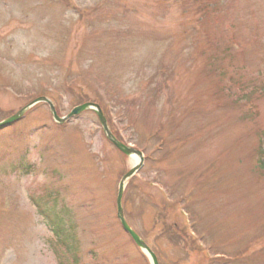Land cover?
I'll list each match as a JSON object with an SVG mask.
<instances>
[{"label": "rangeland", "instance_id": "374dc122", "mask_svg": "<svg viewBox=\"0 0 264 264\" xmlns=\"http://www.w3.org/2000/svg\"><path fill=\"white\" fill-rule=\"evenodd\" d=\"M2 2L0 122L98 104L144 154L122 205L159 264H264V0ZM134 161L93 111L0 130V264H150L117 217Z\"/></svg>", "mask_w": 264, "mask_h": 264}, {"label": "water", "instance_id": "95a60500", "mask_svg": "<svg viewBox=\"0 0 264 264\" xmlns=\"http://www.w3.org/2000/svg\"><path fill=\"white\" fill-rule=\"evenodd\" d=\"M40 102H44L47 103L50 106L52 115L54 120L59 123V124H64L65 122H67L68 120H70L71 118L80 115L81 113L85 112V111H94L97 115L98 118L100 120V123L103 127V130L105 132V135L107 136L108 140L113 143V145H115L124 155H126L127 157H137L139 158V163L133 168L131 169L121 180L120 185H119V192H118V198H117V209H118V218L124 228V230L132 237V239L134 240V242L137 244V246L144 252L146 253L151 261L152 264H159L157 257L155 256V254L151 251V249L145 244V242L129 227V225L127 224L125 218H124V214H123V207H122V198H123V194H124V188H125V183L132 178V176L139 171L142 167H143V163H144V157L143 154L132 148L129 146H126L124 144H122L121 142H119L111 133L108 124H107V120L105 118V116L103 115V112L101 110V108L93 103H87L81 106L76 107L68 116L66 117H59V115L57 114V111L54 107V105L51 103L50 100H48L47 98H40L35 100L34 102H32L31 104H29L27 107H25L24 109H22L19 113H17L16 115H14L12 118H9L7 120H5L4 122L0 123V128L5 127L17 120H19L30 108H32L33 106H35L36 104L40 103Z\"/></svg>", "mask_w": 264, "mask_h": 264}, {"label": "trees", "instance_id": "16d2710c", "mask_svg": "<svg viewBox=\"0 0 264 264\" xmlns=\"http://www.w3.org/2000/svg\"><path fill=\"white\" fill-rule=\"evenodd\" d=\"M262 143L264 146V134L262 137ZM43 216L47 219L46 222L56 237L57 244L53 245L52 248L55 250L57 256L64 258V254L62 253L64 251L76 256L77 246L75 244L74 235L71 236L69 229L65 228L61 220L52 218L46 211H43Z\"/></svg>", "mask_w": 264, "mask_h": 264}, {"label": "flooded vegetation", "instance_id": "af4514ba", "mask_svg": "<svg viewBox=\"0 0 264 264\" xmlns=\"http://www.w3.org/2000/svg\"><path fill=\"white\" fill-rule=\"evenodd\" d=\"M2 5L5 7L6 5H10V4H19L23 10H28L29 8H31L33 6V3L37 1H41V0H2ZM42 3V2H41ZM43 4V3H42ZM1 8V7H0ZM7 8V7H5ZM27 16V15H26ZM2 23H7L5 21H2Z\"/></svg>", "mask_w": 264, "mask_h": 264}, {"label": "bare ground", "instance_id": "6f19581e", "mask_svg": "<svg viewBox=\"0 0 264 264\" xmlns=\"http://www.w3.org/2000/svg\"><path fill=\"white\" fill-rule=\"evenodd\" d=\"M136 160V159H135ZM137 162V161H136ZM136 162L134 161V162H132V164H133V166L136 164Z\"/></svg>", "mask_w": 264, "mask_h": 264}]
</instances>
